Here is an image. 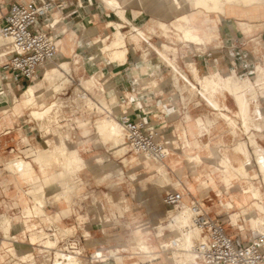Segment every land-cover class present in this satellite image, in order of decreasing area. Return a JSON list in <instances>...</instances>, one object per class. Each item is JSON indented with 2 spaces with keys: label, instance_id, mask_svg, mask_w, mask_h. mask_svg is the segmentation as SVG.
<instances>
[{
  "label": "crops",
  "instance_id": "crops-1",
  "mask_svg": "<svg viewBox=\"0 0 264 264\" xmlns=\"http://www.w3.org/2000/svg\"><path fill=\"white\" fill-rule=\"evenodd\" d=\"M12 1L14 0H0V10L2 12L0 17L7 10L9 3H11ZM118 1L125 7L124 15L126 19H119L120 17H118L116 13L114 14V7L108 3V0H52L53 7L50 10L39 15L36 23V28L41 31H50L56 37L58 41L57 44L59 45V52L53 59L55 64L49 63L43 68L39 69L40 75L41 73L45 72L46 68L55 66L57 64L56 62L67 60L69 69L68 73L70 75V81L68 83H70L71 85H73L74 80L72 72L78 75L85 73L90 74L91 76L93 75L94 77L95 75H97L99 78L103 76L109 83L114 84V86L116 87L115 89L125 91V99L119 100V94L114 89H110L107 83H103L98 79L100 83L105 87V90L109 89V94H113L111 98H114L112 99L114 100V102H112L111 105L114 104L112 105V107H116V110L118 111L117 117L119 116L121 111L131 110L133 112L132 114L134 115V117L132 118L145 117L148 120V124L154 129L158 126V122L156 121L157 118H163L161 123L164 124L158 128V130L161 132L166 130L168 126L173 129V131H176L177 129H179V127H185L187 123L186 126L189 135L193 136L197 134V136H201L202 129L200 125H198L199 123L197 121L201 116H204L203 119L200 118L201 122L206 123V127L204 128L205 131H208V128L212 129L215 126L214 123L217 119V116H222L223 118L225 117L223 116V112H219V115L217 112L214 116L206 115V113L210 111V104L208 103L210 102V98H208L209 95L207 90H211L210 94L214 96L217 93V85L204 87L203 82H201L200 80L196 81L195 75L198 77L202 76L204 81V78L206 76H214L219 74L222 79V81L220 82L221 84H224V81L226 79L231 78L230 83L236 85L237 83L233 82V76L231 74H235L237 77L238 75H244L243 78L247 77L249 79H253V77L258 74V72H256L257 67L262 66L264 68V4L258 5L257 7L249 9L247 11L230 10L225 15V19L227 20H223L215 13H210L214 16L211 17L209 14V19L198 17L195 21V26L198 34L204 38V41L193 42L182 37L180 38L183 40H181L182 44L177 45L176 49L173 47L175 49V53L173 51H170L169 53H159L156 49H154V46L155 44L157 45L158 40H154L152 39V37L156 36V28L159 29V32L161 30L158 27L157 23L151 22L150 19L161 21L164 20V18L156 17L150 12H147V10L140 9L137 0ZM141 2L144 3L145 6L147 5L148 7H151L156 2V0H141ZM140 10H142V12H140ZM138 13V16H134V14ZM142 14H146L147 16L145 18H142ZM168 14H170V8ZM167 15L165 16V20ZM110 17L114 18L115 21H119L121 23L119 29L122 33H124V43L127 49L124 61H112L110 57H108V55L101 52L99 43L97 42V39L99 37L105 34L108 35L110 33L111 27L107 26V22L113 20L109 19ZM232 18L236 19L239 24L235 20H228ZM240 20L242 22H240ZM255 21H262V23L259 24L257 28L254 27L251 29L252 26L256 25H252V23ZM138 26L144 28L147 35L139 34L138 37H135V35H137V31H134V28ZM149 28H154L155 32H151ZM160 34L165 38L170 37L178 39L174 34H172V32H169L168 36L163 35L161 32ZM159 41L160 46H162L163 43L167 44L166 42H168L171 44V46L168 44L167 45L172 48V41ZM258 45L260 46L259 51L256 50ZM0 60H3V57H0ZM173 63L176 65V68L172 67ZM4 65H6V63H4ZM44 68L45 70H43ZM222 75L226 76L223 77ZM178 76L181 77L180 80H182V82L179 81ZM82 78L86 77L79 75V80H81ZM177 79L179 85L181 86V89L177 88L175 85ZM36 81L31 83L33 84ZM161 82L162 84L160 85ZM24 85L25 84L23 82L16 83L12 80L3 79L0 77V102L8 101L6 104L0 105L1 124L11 126L14 123L18 122V118L22 116L24 108L18 114H13L11 111V105L13 104V100L16 97L19 99L22 97L23 93L21 92V90L25 87ZM47 86L48 84H46V87ZM76 88L78 90H81V88L77 87V85L74 86L73 89L75 90ZM226 88L227 87L224 86L225 91H229L228 93L231 94L233 98V105L237 106L234 96L231 93L232 91ZM128 89L130 92H126ZM176 89L180 91V96L177 94ZM187 89L191 91L190 95L192 97H190V95L186 96ZM142 93H144V95H141ZM60 94L61 93L56 95V97L58 96L57 98L59 100ZM76 98H73L69 103V107H71L72 110L76 107ZM254 98L255 96L253 98H250L248 114L251 111L252 104L254 107V110L252 109V113L255 114L260 112V114L258 113L259 116H261L262 113V118L264 121V111L262 110V108H260L261 103L259 102V97L257 98V101L254 100ZM260 98H263L262 102H264V96L262 95L260 96ZM211 100V103H213L214 105L216 104L215 106H217L218 111L220 110V108L227 107L226 105H223L221 103L218 104L217 101L213 100L212 98ZM129 104L133 105V107L126 109ZM181 104H186L187 108L182 109ZM64 106L65 104H62V108ZM139 107L143 108L140 109ZM101 111L103 113L107 112V110H105L106 112L104 110ZM91 113L88 112V115H90ZM249 116L250 120L253 121V116H251V114H249ZM30 117L31 119H34L31 115ZM80 118L84 117L81 116ZM97 119L99 118H96L95 122ZM213 119L214 123L212 124V126H207V124L209 125L213 122ZM85 120V127L82 129L83 133L88 132V118L85 117ZM55 121L57 120L55 119ZM95 126V129H97L96 124ZM15 128L16 129L14 135H12L13 132L11 130L6 131L7 133H10L12 135H9L8 137L9 140L7 146L14 145L18 143L19 140H23L20 134V130L24 132L23 123L19 122L15 125ZM236 128L239 129L238 124ZM256 130L257 132H253V135L258 142V145L262 146L258 138H264V126L262 129L257 128ZM185 131L186 130H184L183 132ZM246 132H249V130ZM47 133L48 132L44 134ZM258 133H261L262 135H259ZM98 134L97 136L102 138V136ZM257 134L259 135V137H257ZM49 138L51 137H48L46 139ZM46 139H44L42 146L35 147L32 144L34 151L43 148V146L46 144ZM234 140L235 139L232 137L230 139L225 135H221L217 140L213 142L214 147H210L208 143L205 144L206 146H208V149L206 151V155L204 156L210 158L211 160L210 173L216 171L217 174H215L214 176L211 175L208 181H206L201 179L202 175L201 173H199V175L196 176V179L199 182H202L206 186V188H208V196L210 195L209 191L212 189V187L218 186L217 183L221 184V188L216 187L214 190L217 206L220 207L219 209L216 208V210H218L219 212L222 211L224 212V214H227L228 225L237 226L242 230L243 225H240L238 221L244 219L245 221H247L246 223L250 227V229H252L254 232H256V230L258 229V231L262 229V231H264V227H259L257 229L254 228L251 223V219L253 217L258 220L260 219L258 223L260 222L259 224L264 226V182L262 179V175L260 178L258 172L250 173L248 170L249 174L245 177V175H242L238 171H235L233 169L239 175L233 176L232 180L229 179L227 180L228 183H226L224 182L222 174L220 172V164L223 166L224 171H226L228 168H231L224 167L223 162L225 161L227 163L231 162V164L235 166L239 165L238 161L232 158L229 161L225 160V155L230 154L231 156V154L233 153L237 156L238 160H241L244 157L242 153H238L237 155L233 151L234 145L238 143ZM249 140L251 142L250 137ZM1 141L2 140L0 138V153H2L7 148V146H1ZM169 141L171 144L175 143L174 140H168L167 143H169ZM33 142L38 141H32V143ZM27 144L30 143L27 141L26 145ZM251 144L253 145V149L256 148L257 144H254L252 142ZM65 145L67 150L73 149L67 146L66 138ZM175 147L176 145L170 146L168 155L162 161L154 162L145 160L143 162L138 160L139 158L137 157V155H132L134 157L133 160L130 163L127 162L126 164L122 162V154L119 155L118 153H115L114 149H112L115 156L119 160L113 161L111 168H105L104 166H102L100 175L95 178L97 179V181L107 180L111 177L113 172H115L116 179L121 180L123 177H127V172L129 170L136 172V177L133 180H130L127 177L128 186L132 196H134L137 201H144V207L151 216L163 217L164 221L167 220L166 226L168 227L170 214L168 213L166 207L170 205H167L163 202L164 192H180V194L182 195L181 199L187 203H189L191 200H194L190 196V191L192 190L190 181L187 179V176L182 170V167H177V165L180 163V154ZM262 147V149L264 150V146ZM22 148V146L16 148L18 150L16 151V153L20 157H23V155L26 154L25 149ZM180 148L184 152H194L196 150L195 147L188 146V144L186 146H181ZM215 148H219V154L216 153L217 150ZM74 150H76L79 155L81 154L84 157L86 164L78 168L75 172H72L66 176V180L68 183L66 187L61 188L62 183L60 182V179L55 183H52L57 188L56 191H59V193L57 194V192L53 190V192H49L47 194L45 193V195L43 194L44 196L42 195V199L41 195L39 194V190L37 191V187H43V184L45 183L44 175L43 173H41L40 169V174L35 172L34 166H32V169L30 170H23L22 172H19L8 167L9 163H12L13 160H11L12 162H5V166L2 169H5L7 171V178L2 180L5 183L0 182V199L5 195L6 198H4V201L18 206H20L18 203L21 201H27L28 203L34 200H44L46 202L60 200L62 202H65L66 206L63 209L53 205V209L48 212L50 219L56 225V227L58 228L60 222L62 221L66 224V227H64L65 230H69V232L74 230V233H76L77 228H80L81 226L79 224L85 223L84 220L88 219L87 223L84 224L83 232L85 236L89 237V245L94 243H102V238L93 237L92 235V233L102 228L100 226L97 227L98 224L95 214H93L92 212H86L87 217H85L84 215L77 216V213L74 212V209H71V205H69L70 199L72 197L71 195L74 194V189L77 185L76 183L78 182L77 180H74L76 179L77 172L83 170L85 167L91 166L90 160L83 155V152L79 148ZM90 150H93V147L90 148ZM32 153L33 152L27 153V156L29 157ZM250 153L254 154V151L252 150V152L250 151ZM187 157L189 159L190 157H198V160H201V155L199 154H195L193 156L188 155ZM256 157L254 158L256 159ZM27 161L32 164L30 160ZM96 161L101 162V158L99 156H96ZM119 163L122 164L121 167L119 166ZM158 163H161L165 166L168 175L171 178V183H165L164 185L161 184L162 191L158 190L159 181L156 177V164ZM249 165L250 164H248V166ZM252 166L253 165L251 161V167ZM58 167L61 170V167L59 165ZM123 167H125V169ZM189 168L195 169L192 164L189 166ZM257 169L261 174L258 162ZM148 172H153V174L149 175ZM240 175L245 178L246 182H248L246 186L240 187L235 183V179L239 178ZM253 179L261 180V184H253V182H251V180ZM3 185H6V187ZM251 185L253 186L252 193L251 191H248V187H250ZM30 187L35 189L38 193H36L35 195L29 194L28 190ZM259 188L261 194L254 195V192L259 191ZM208 196H205V198H207ZM199 202L205 205L202 200H199ZM254 202L257 203V205L259 204L261 208L253 207L252 209H248V207H251ZM27 205L23 206L24 211L26 208H29L30 210V207H28ZM116 206L120 210V207L118 205ZM128 206L129 205H126L127 208ZM132 213L133 218L139 216L138 212ZM233 215H235V222L237 223V225L232 222ZM115 217L121 218L123 216L115 215ZM47 220L48 219H43L41 223L45 224L46 222H48ZM110 222L111 221L108 219L105 220L103 224L105 226ZM5 223L6 224L4 225V231L6 233V237L7 235L9 237L8 231L10 228V223L7 220L5 221ZM159 226L161 227V224H159ZM167 227L163 229L160 234H158V232L156 233L155 231V234L153 235L155 242H150L151 250H149L143 243V234L147 230H141L140 227L137 226L136 235L138 248L142 253H144L143 256L146 258L145 261H138V264H145L146 262L153 260L156 264H182L181 259H179V255L174 258L175 262H171L172 260H170V255H166V252L160 251V246L163 244V242H165L167 238L166 236L163 237V235H171L172 230L168 229ZM103 228L101 232H104ZM19 230V226L14 224L11 233L15 236L19 235L21 237L22 233H20ZM60 232L63 233V230H60ZM110 233H119V231L112 230ZM29 237L31 242L38 241L39 239L38 236L34 234H30ZM119 237L120 236L116 238V241H118L116 242V246L121 249L123 244L119 242ZM157 237H163V239L161 241H157ZM243 238L246 239L247 237L243 235ZM8 239L9 238L3 240L2 244L3 248L7 247V251H9L10 253L17 254L16 252H18L19 254H21L23 259H25L24 257L29 258L30 256L34 255V251L36 248L29 245L27 241L24 242L23 238H21L20 241L16 240V242H14L13 244ZM47 240H50L53 244V239ZM140 244H142V246H140ZM78 246L81 250V254L72 255L74 257H77L81 264H92L95 260H92L91 258L98 257L99 255L103 256L102 254L104 253V250L105 255L103 258H100V261H102V263L97 264H124L120 260L117 261V258L112 257L117 253H112V255L111 253H109L110 248L112 247L107 242L104 243V248L97 245L95 246L94 249L97 252L98 256H92L90 250L94 249H85V247L80 244ZM4 257L5 254L0 253V258L4 259ZM186 261H188V263L190 264H195L194 260L186 259ZM197 264L207 263L199 262Z\"/></svg>",
  "mask_w": 264,
  "mask_h": 264
},
{
  "label": "rangeland",
  "instance_id": "rangeland-1",
  "mask_svg": "<svg viewBox=\"0 0 264 264\" xmlns=\"http://www.w3.org/2000/svg\"><path fill=\"white\" fill-rule=\"evenodd\" d=\"M166 4H168L166 2ZM264 4V3H263ZM159 5V4H158ZM157 5V6H158ZM258 5H255L252 8L257 7ZM176 7V5H175ZM175 7H170V14L167 15L166 20L164 18V20L161 21H165V22H169L170 20H174L175 16H177L180 13H185L187 12V8L181 6L180 8H176ZM152 9V7H151ZM150 10V9H149ZM149 10H147V12H149ZM230 10H241L242 11V7H234V6H227L224 10V12H215V14L217 16H220L223 20H227L225 19V15L230 11ZM137 12V11H136ZM140 12H142V10H140ZM1 10H0V15H1ZM178 13V14H177ZM141 14V13H140ZM210 13H204L202 17H204L205 19H209V15ZM138 14H134V16H138ZM153 15V14H152ZM146 14H142L141 17L144 18L146 17ZM211 17H213V14H210ZM109 19H113L114 18L110 17ZM228 20H235L237 23L238 21L236 19H228ZM1 22V21H0ZM262 21H255L252 23L256 24L254 26L251 27H258L259 24H261ZM239 24V23H238ZM138 28L140 30H142V33H139L141 35H147L144 28L139 27ZM148 29V28H147ZM151 32H155V30L151 31ZM162 33V30L160 31ZM159 32V29L156 28V33L155 35L157 36H153L152 39L154 40H158L157 45L155 44L154 49H156L159 53H169L170 51H173L175 53V49L177 48V45L182 44L180 38L176 39V38H170V37H163ZM163 34V33H162ZM164 35V34H163ZM169 35V32H168ZM165 35V36H168ZM180 39V40H179ZM2 42H0V53H1V47L4 45V40L1 39ZM161 42H165L167 41H172V48L170 47L171 44L166 42L167 44L163 43L162 46H160V41ZM183 41V40H182ZM218 43V42H217ZM7 46V45H6ZM163 47V48H162ZM175 49H174V48ZM169 49V50H167ZM173 49V50H172ZM7 50V47H6ZM257 51L260 50V46L258 45L256 48ZM178 51V50H177ZM7 56L3 57V60H0V77L3 79H8L7 78L9 76V69L7 68L6 65H4V63H7ZM180 64V63H179ZM3 65V66H2ZM173 68H176V65L173 63L172 64ZM45 70V68L43 69ZM256 72H258L257 75H255L253 77V79H249V78H243V76L238 75V77L235 74H231L233 76V82L237 83L236 85L238 86H244V84L248 85H252L253 89L255 90V98L254 100L257 101V98L259 97V105L260 108H262V110L264 111V102H262L263 98H260V96H264V87L262 86V83L264 82V68L262 66H258L256 69ZM74 80H73V85H71L70 83H67L61 90V94H60V100H58V102L60 104H65V106L62 109V112H60L58 114V118L59 121H55V119L53 118V116H51L53 114V112L50 113V115H47L44 122L47 123L48 129L42 131V128L40 127L39 123L34 120L31 119L30 115H29V110L26 108L24 109V112L22 114V116L20 118H18V122L14 123L11 126H8L6 124H1L0 122V138H1V146L2 147H6L8 145V137L9 135H11L10 133H7L6 131L11 130L13 133L12 135L15 134V125L18 124L19 122L23 123V131L22 132L20 130V134L21 137L23 138V140H19L18 143L14 144V145H10L7 146V148L0 153V182H3L2 180L7 178V171L5 169H2L5 166V162L7 161H11V160H30L34 166V170L35 172L39 173V164L37 162H35L33 160V158H35V154L32 153L29 157L27 156L26 158L23 157H19L16 153V148L22 146V149H25V153H30L34 151V148L32 147V144L36 147V146H42L44 139L51 137L49 139L50 143H54V142H59V140H61L59 137L62 135L66 138V144L69 148H73V149H77L79 148L82 152L83 155L85 157H87L90 162H91V166L90 167H85L83 170L77 172L76 174V179L78 182L76 183L77 185L75 186L74 189V194L71 195V199H70V203L69 205H71V209H74V212L77 213V216L79 215H84L85 217H87V213L92 212L93 214H95L96 216V220H97V227H104L103 230L104 232H101L102 228L97 230L96 232L92 233L93 237H99L102 238L103 241L102 243H94V244H90L89 245V241L87 236H85L84 234V224L87 223V220H84L85 223L79 224L81 225L80 228H77V232L75 233V239L78 240V244L82 245L85 247V249H94L95 246H99L104 248V243H109L110 246L112 248H110V252L111 255L112 253H117L115 255H113L112 257L117 258V261H121L124 264H138V261H145V257L143 256L144 253H142L139 248H138V244H137V235H136V231H137V226L140 227V229H146L147 231L143 234V243L147 246V249L151 250V245L150 242H155L154 240V234L155 231L156 233L158 232V234H160L162 232L163 229H165L167 220L164 221L163 217H157V216H151L146 208L144 207V201L140 200L137 201V199L132 196L131 191L129 189L128 186V181H127V177H123L121 180H117L116 176H115V172H113V174L111 175L110 178H108L107 180H103V181H97V179L95 177L99 176L101 173V167L104 166L105 168H111L112 167V162L113 161H118L119 159L115 156L114 152L112 149H114L115 153H118L119 155L122 154V162L124 164H126L127 162L130 163L133 160V156L135 155L132 151H130L128 149V146L126 145L125 139H124V132L123 135L121 136L122 141L124 142V146L125 148H121V146H113V143L111 140H107L108 138V133H104V135L98 134L99 132L97 131V129H95V124L97 125L98 122L102 121L103 118L105 117V120L107 119V115H105V113H103L101 110H104L103 108H110L112 111L117 112L116 114H118V111L116 110V107H112V102H114V98L112 97V93L109 94V89H106L105 93L100 96L99 98L96 97L94 94H92L91 92L88 91L89 96L92 97V99L95 101L96 99L98 100V102L100 103V108L95 107L96 109L91 110V107H88L87 101L85 98H81V97H77V94L75 92V90L73 89L74 86H76L77 84L80 83L79 80V75L87 77L90 74H75L74 72H72ZM228 75V74H227ZM41 75H39V77H37L36 80H38L40 78ZM223 77H225L226 75H222ZM95 78L99 79L101 82L103 83H107L110 87V89H114L118 94V98L119 100L121 99H125L124 98V92L123 90L120 89H115L116 87L114 86V84L109 83L107 81V79L103 76H101L100 78L95 75ZM103 78V79H102ZM180 76H178V79L180 82H182V80H180ZM178 79L175 82V85L177 88L181 89V86L179 85ZM195 79L200 80L201 82H203V78L202 76L198 77L195 75ZM34 80V81H36ZM32 81V82H34ZM106 81V82H105ZM164 81V80H163ZM248 81V83H247ZM258 81V82H257ZM260 81V82H259ZM17 83V82H16ZM26 86L28 83L31 82H23ZM243 83V84H242ZM162 84V82L160 83V85ZM71 85V86H70ZM159 85V86H160ZM216 87V94L213 96L210 94L211 90H207L208 92V98H210V103L212 102L211 98L213 100H216L218 104H223L226 105L227 107H223L226 109H229L230 111H232V113H235V115L238 117L239 114L236 113L238 112V107L233 105L232 102V96L231 94H229L227 91H225V89L223 87H221V83L220 81L217 83ZM70 86V87H69ZM227 89V88H226ZM242 89V88H239ZM23 90V88H22ZM21 90V92H22ZM81 92V91H78ZM126 92H130L129 89ZM22 94V93H21ZM191 94V91L189 89L186 90V96H189ZM141 95H144V93H142ZM185 95V94H184ZM218 95V96H216ZM213 96V97H212ZM251 96V95H250ZM23 97V95H22ZM21 97V98H22ZM58 97V96H57ZM77 97V98H76ZM190 97H192L190 95ZM20 98V99H21ZM62 98V100H61ZM73 98H76L75 102L77 104L76 107L72 110L71 107H69V103L71 102V100ZM19 98H15L13 101L18 100ZM46 101H49V98L45 99ZM118 100V101H119ZM61 101V102H60ZM8 102V101H7ZM7 102L5 101H1L0 105H4ZM64 102V103H63ZM110 103V104H109ZM116 104V103H115ZM133 107V105H130L126 107V109ZM140 109L143 107H139ZM254 110L253 105L251 104V111L249 114H251V116H253V121L251 122H247L249 127L254 128V129H262L264 126V121L262 118V113L261 116H259L258 113H252V111ZM236 111V112H235ZM88 112L91 113L90 115H88ZM124 112V111H123ZM219 112H221L220 110L218 111V115ZM122 112H120L121 114ZM156 113V112H155ZM115 114V113H114ZM115 114V115H116ZM159 114V113H158ZM131 117H134L133 114H129ZM84 117V118H80V117ZM174 116V115H173ZM85 117L88 118V123H87V128H88V132L87 133H83L82 129L85 127ZM218 117V116H217ZM221 117V116H220ZM218 118L219 120L216 122L215 126L212 129L208 128V131H205L204 129H202V133H205V135L198 137L197 134L191 136L189 135L188 131H187V123L185 125V127H179V129H177L176 131H173V129H171L169 126L166 128V130L162 131L161 134L163 135V137L165 138V140H174L175 143L171 144L169 141V147L171 145H176V149L180 154V163L177 165V167H182V170L184 171V173L187 176V179L190 181L191 183V191H190V196L193 199H198V200H202L206 205H209L211 207V209L213 210V213L215 214V217H217L220 221H222L226 227V230L229 234L231 235H238L239 237L243 238V235L246 236V239H249L251 237L252 234H254V231L252 229H250V227L247 225V221L243 220H239V224L243 225V229L239 231V227L237 226H231L228 225V218H227V214H224V212H219L217 209H219L220 207L217 206V202H216V196L214 195V190L216 187L221 188V184L217 183L218 186L212 187V189L209 191V196L207 195V190L208 188H206V186L202 183L199 182L196 179V176L199 175V173H201V179L208 181V179L210 178L211 175H215L217 174L216 171H214L213 173H210V169H211V160L208 157H205L204 155H206V151L208 149V146H206L205 144L208 143V145L210 147H214L213 146V142L215 140H217L221 135H225L228 138L231 139L234 138L235 142H240L242 139L241 138V130L243 129H237V135L236 137H233L231 130L233 127H231V125L226 124L225 121L221 118ZM240 117V116H239ZM99 118L96 120L95 119ZM237 119V118H236ZM163 120V118L158 119L157 118V122H158V126L155 128L158 130V128L163 125L164 123H161V121ZM190 122V121H187ZM214 122V119H213ZM250 129V128H249ZM184 130H186L185 132H183ZM51 131V132H49ZM48 132L47 134H44ZM98 132V133H97ZM255 132V131H253ZM253 132H251V130H249V135L251 137H254ZM100 135L101 137L97 136ZM187 134V136H186ZM259 135H262L261 133H258ZM257 134V137H259V135ZM11 135V136H12ZM45 135V136H44ZM53 136V137H52ZM29 142L30 144L26 145V142ZM32 141H38V142H33ZM244 142V141H243ZM260 144L262 146H264V138H262L261 140H259ZM242 143V142H240ZM245 143V142H244ZM243 143V144H244ZM254 143V142H253ZM255 143L258 145V142L255 139ZM188 144V146L191 147H195V151L194 152H184L181 150V146H186ZM52 145V144H51ZM49 144V147L51 149L52 146ZM93 147V150H90V148ZM110 147V148H108ZM245 149L247 148V146L244 144ZM253 147V146H252ZM9 148H14L15 151L12 153L8 152ZM250 151H252L253 148L248 147ZM248 148L246 149L247 152L249 153L250 156V161L256 157V152H254V154L250 153V151L248 150ZM217 151L216 153L219 154V148H215ZM39 150V149H38ZM37 150V151H38ZM255 150V148L253 149V151ZM34 154V155H33ZM195 154H199L201 155V160H198L197 158H191L190 159L187 157L188 155L193 156ZM81 155V154H80ZM133 155V156H132ZM203 155V157H202ZM96 156H99L101 158V162L96 161ZM82 157V161L81 164H79L78 168L82 167L83 165L86 164L84 157L81 155ZM139 159V161H145V159H143L140 156H137ZM252 157V159H251ZM125 159V161L123 160ZM197 159V160H196ZM137 160V162H138ZM256 160L257 157H256ZM149 161V160H146ZM254 161V160H253ZM44 165L46 166V170L47 172H58L60 169L58 167V165L56 163H52L51 161H49V158L44 160ZM263 162L264 165V158L262 160L261 158V163ZM259 163V162H258ZM193 165L195 169H190L189 166ZM156 165H161V163H158ZM260 165V170H261V174L259 173L257 166L254 165L251 168H249L248 164H246L247 169L249 170V172H258L259 177L262 178L264 180V175H263V169L264 166L261 164ZM49 166V167H48ZM119 166L121 167L122 164L119 163ZM49 168V169H47ZM125 169V167H123ZM263 170V171H262ZM131 170H129L128 172H130ZM127 172V173H128ZM148 174H153V172H148ZM225 174H227L229 176V179L232 180L233 176H237L238 173L235 172L232 168H228L225 171ZM249 173H247L248 176ZM75 177V176H74ZM59 179L56 178H52L51 181H49V183H45L43 184V187L39 186L37 187V191L39 190V194L41 195V199L43 198V196L45 195V193H49V192H53V190L56 191V187L52 184L55 183L56 181H58ZM224 180V179H223ZM261 180L256 179V180H251V182H253V184H260ZM60 182L62 183L61 188L66 187V185L63 184V182L60 179ZM224 182L228 183L226 180H224ZM235 183L240 186H246L248 182L245 181V178L240 176L239 178L235 179ZM6 187V185H3ZM60 188V189H61ZM45 190V191H44ZM62 190V189H61ZM35 189H33L32 187L29 188L28 193L29 194H33L35 195L36 193H38ZM54 191V192H55ZM57 192V191H56ZM258 194H260V188L259 191H257ZM59 193V191L57 192V194ZM164 192V196H165ZM44 194V195H43ZM43 195V196H42ZM101 195H105V196H101ZM205 196H208L207 198H205ZM33 203V202H32ZM39 204L43 205V210L48 214V212L50 210L53 209V205L54 206H58L61 209H63L66 206L65 202L62 201H49L46 202L44 200H38ZM20 205L21 208H23V206H26L28 203L27 201H21L18 203ZM118 205L120 207V210L117 208ZM126 205H129L128 208L126 207ZM37 206V205H36ZM173 207V206H170ZM35 209L37 207H34ZM132 212H138L139 216L133 218V213ZM115 215H122L123 217L121 218H116ZM4 219V218H3ZM110 220L111 222L108 223L107 225L104 226L103 222L105 220ZM235 215L232 216V222L234 224L237 225V223L235 222ZM5 220V219H4ZM79 220V218H78ZM7 221H9V218H7ZM83 222V221H82ZM47 223V222H46ZM173 223V222H172ZM159 224H161V227L159 226ZM30 225V224H28ZM64 227H66V224L64 222H60L59 227L57 228V231L54 235V237H50V239L54 240L52 245H55V243H59L57 244V247H64L67 240L64 239V237L66 235H71L73 231L69 232V230H65ZM168 229H171V235H163L166 236V240L165 242H163V244H168V241L171 239V237H173L174 235H178V232H176V229L174 228V223L170 224V226L167 227ZM60 230H63V233L60 232ZM116 231L118 230L119 233H110L111 231ZM76 231V230H75ZM34 235L39 236L40 242H44L47 240V238L41 239L40 236H44V233H35ZM120 236L119 238V242L122 243V248L119 249L116 246V241L117 237ZM163 237H157L156 240L157 241H161L163 239ZM22 237H20L19 235L15 236V239L17 241H20ZM149 238V239H148ZM49 239V238H48ZM121 240V241H120ZM56 241V242H55ZM16 242V241H15ZM25 242V241H24ZM154 244V243H153ZM140 246H142V244H140ZM79 247V246H78ZM11 250V249H10ZM37 251V249L34 251V253ZM85 252V251H83ZM90 252L92 253V256H98L97 252L94 250H90ZM104 253L102 254L103 256H98V257H94L91 258L92 260H95L92 264H97V263H102V261H100V258H103L105 255V250L103 251ZM186 251L184 252H179V251H167L166 255H170V260H172L171 262H175L174 258L179 255V259H181L182 264H190L188 263V261H186L187 259V255L185 254ZM155 253H159V252H155ZM72 254V253H69ZM68 253H66V255H69ZM59 261H55L53 264L58 263ZM155 261H148L145 264H156L154 263ZM60 263V262H59ZM47 264V263H45ZM207 264H211V263H207Z\"/></svg>",
  "mask_w": 264,
  "mask_h": 264
},
{
  "label": "built area",
  "instance_id": "built-area-1",
  "mask_svg": "<svg viewBox=\"0 0 264 264\" xmlns=\"http://www.w3.org/2000/svg\"><path fill=\"white\" fill-rule=\"evenodd\" d=\"M52 7V0H14L9 3L7 10L0 17V35L7 41L5 56H7L6 66L9 69L8 78L10 80L25 83L36 80L40 75L39 68L47 62L53 61L59 52L56 37L50 31H41L36 28L39 15ZM262 86L264 87V82ZM176 92L180 96L178 89H176ZM208 103L210 104V111L206 115L214 116L218 112V108L213 103ZM186 106V104H181L182 109L187 108ZM220 111L236 120L239 129H243L241 130L242 136L240 139L247 142L248 147L253 148L248 143V132L245 131L241 118L235 116L234 113L226 108H220ZM105 115L115 116L110 110H107ZM203 117L201 116L200 118L203 119ZM219 117H217L214 125L219 120ZM220 118L226 124H229L225 118L222 116ZM116 119L123 128L131 150L154 159H165L170 148L169 144L161 134V131L152 128L145 117L132 118L124 111ZM249 128L251 132H257L256 129ZM203 135L205 133L201 134V136ZM258 139L261 140L260 138ZM14 151V148L8 149L9 153ZM16 151L18 150L16 149ZM26 157L27 154L23 155V158ZM251 161L253 166H257L255 158ZM4 198H6L5 195L0 199V253L5 254V257L4 259L0 258V264H53L55 261L62 260L61 253L81 254L74 232L64 237L67 242L62 248L57 247L59 243L51 246L47 245L45 241L40 242V239L31 242L30 234L44 233L43 237L40 236L41 239L54 237L57 231L56 225L43 210V205L37 202L38 200L28 202L27 206L30 207V210L24 211L20 206L4 201ZM181 198L182 195L180 193L169 191L165 193L164 201L167 205L175 206L180 203ZM34 207L37 208L35 209ZM190 212L191 226L199 230V238H192L190 246L184 248L179 236L174 235L168 241V244L160 246V251L173 250L181 253L190 251L198 259H203L211 264H264V231L254 232L249 239L231 235L227 232L224 223L215 217L211 207L206 204L203 205L198 199H194L190 203ZM7 218H9L10 223L9 237L8 235L6 237L4 231ZM43 219H48V222L42 224ZM14 224L19 226L23 241H27L29 245L37 249L34 255L29 258L24 257L25 259H23L18 252L13 254L7 251V247L3 248L2 242L6 238H9L8 240L12 244L16 241L15 235L11 233Z\"/></svg>",
  "mask_w": 264,
  "mask_h": 264
},
{
  "label": "bare ground",
  "instance_id": "bare-ground-1",
  "mask_svg": "<svg viewBox=\"0 0 264 264\" xmlns=\"http://www.w3.org/2000/svg\"><path fill=\"white\" fill-rule=\"evenodd\" d=\"M137 2H138V6L140 9H143V10L150 9L149 12L159 18L160 17L165 18V16L169 13V8L170 7L173 8L175 7V5H176L175 9L180 8L181 6L187 8V12L180 13V14L177 13L178 15L175 16V19L172 21L170 20L169 22H165V21H160V20L157 21L154 19H150V21L156 22L158 27L160 28V30H162V33L164 35H168V32H172V34H174L177 38L183 37L193 42H202L204 41V38L198 34L196 26H195V21L198 17L202 18V15L204 13L224 12L227 6L242 7V11H247L255 5H262L264 3V0H156V2L151 6L152 9L151 7H148L147 5L145 6L144 3L141 2V0H137ZM166 2L168 4H166ZM108 3L114 7L113 8V10L115 11L114 14L116 13V15L120 17L119 19H126L124 15V12H125L124 5H122L118 0H108ZM240 22L242 21L240 20ZM120 25L121 23L119 21H115V20L108 21L107 26L111 27L110 33L108 35L105 34L97 39L101 52L108 55V57H110L112 61L113 60L114 61L115 60L124 61L125 56H126L127 49L124 43V33H122L121 30L119 29ZM149 29L151 31L154 30V28H149ZM135 30L137 31V35H135V37H138L139 33L143 32L138 27H135L134 31ZM1 39H3L5 42H4V45L1 47L2 51L0 53V57H5L7 41L0 35V42H2ZM49 63H54V61H49L45 63L44 65H42L40 68H43L45 65ZM56 63L57 64L55 66L46 68L45 72L41 73L40 78L35 83L33 84L28 83L22 90L23 97L21 99L13 101V104L11 105V111L13 114H18L23 108L24 109L27 108L30 111L29 113L32 116V118H34L39 123L42 130H46L48 128L44 120L47 115H50L51 112H53L52 114L53 118L56 119L57 121L59 120L58 114L62 112L63 108H62V104L58 102L59 99L56 97V95L59 94L62 88L70 81L67 60H62ZM219 81L220 82L222 81L221 76H219V74L214 75V76H206L203 81L204 87L215 86L217 85ZM230 82H231V78L226 79L224 81V84L221 85V87L224 88V86H226L228 89L232 91L231 93L234 96V99L239 109L238 112L236 113H238L241 116V121L243 123V126L245 130L248 131L249 130L248 125H250L248 123L251 121L250 116L248 114V109L250 106V98L251 97L253 98L255 96L253 86L252 85L247 86V84H244V86H239L240 85L239 84L237 86V85L231 84ZM46 84H48L47 87H46ZM77 87L81 88V90H78L77 88L75 89L77 96L87 99L88 107H91V110L96 109L95 107L100 108V103L98 102V100H95L97 101L95 102L92 99V97L89 96L88 94V91H89L99 98L105 93L106 91L105 87L100 83L98 79H96L93 75L92 76L90 75L89 77H86V78H82L80 80V83L77 84ZM239 88H242V89H239ZM78 91H81V92L79 93ZM46 98H49V101H46L45 100ZM105 110H110L113 114L117 113L115 111H112L111 109H104V111ZM123 111H125L127 114L133 113L131 110H123ZM258 113L260 114V112ZM117 115L118 114H116L114 117L109 115L107 116L106 120L104 117L102 121L97 123V130L101 135L104 133H108L107 140H111L113 143V146L120 145L121 148L123 149L125 148V146H124V142L121 139V136L123 135L124 131H123V128L121 127V124L116 119ZM223 116L228 121L229 125L233 127L231 130V133L235 137L236 136L235 128L237 126L235 119L233 120L232 118L228 117L226 114H223ZM197 121L201 129H204L206 127L205 126L206 123H202L200 118ZM213 123L214 122H212L209 125L207 124V126H212ZM248 137H250L252 143L254 142V144H256L253 137L249 136V133H248ZM59 138L61 140H59V142H54V143H50L49 140H45L46 144L43 146V148H40L38 151H33V153L35 154V158H33V160L39 164L38 165L39 169L41 173H43L44 181L46 183H49V181H51L52 178L54 179L57 177L58 179H61L64 185H66L67 184L66 176L72 172H75L78 169L79 164H81L82 158L76 150L74 149L67 150L66 145H65L64 136L61 135ZM124 139H125L126 145L128 146V149L132 151L135 155L140 156L143 159L149 160V161H154V162L162 161V160L154 159L147 155L140 154V153H137L131 150L126 140L125 133H124ZM240 142L234 145L233 151L237 155L238 153L239 154L242 153L244 155L243 159L238 160L237 156L234 155L232 152H231L232 153L231 156L230 154L224 156V159L228 161L231 158L234 160H237L239 165L235 166V165H232L231 162L227 163L226 161L223 162V165L224 167H231L232 169H234L235 171H238L242 175H247L248 169L246 167V164H250L249 167H251V161H250L251 155H249V153L247 152L246 150L247 148L245 149L244 147V144L247 146V142L244 143L243 140H241ZM251 142L249 140L248 143L251 146H253ZM49 144L50 145L52 144L51 146L53 149L49 147ZM262 148H263L262 146L257 145L254 150V152H256L255 154L257 155V159H258L257 162H259L258 165L261 164V166L263 165V162L261 163V158L262 160L264 158V150ZM48 158H49V161H51L52 163L56 162L61 167V170H59L58 172L47 173L43 161ZM123 160L125 161V159ZM32 166L33 165L27 160L19 159L16 161L13 159V162L9 163L8 167L14 170H17L19 172H22L23 170L32 169ZM219 168L222 174V178L226 181L229 180V176L225 174L224 168L221 164ZM259 168H261L260 165H259ZM156 171H157L156 177L159 181L158 190L162 191L161 184L164 185L165 183L167 184L171 183V178L169 177L167 169L165 168L163 164L156 165ZM263 175H264V171H263ZM127 177L130 180H133L136 177V172L134 171L128 172ZM252 190H253V186L251 185L250 187H248V191H251L252 193ZM172 192H177V191H172ZM177 193H180V192H177ZM254 195H258V192L255 191ZM192 201L193 200H191L189 203H191ZM163 202L165 203L164 196H163ZM189 203L181 199L178 205H175L173 207H170V206L166 207V209L168 210V213L170 214V221L168 223V226L174 223V228L178 232L179 240L181 241L182 246L184 248H187L190 246V244L192 243V238H199L200 236L199 230L195 228L194 226H191V212H190ZM253 207L261 208L259 204L257 205V203L254 202L251 207H248V209H252ZM25 211H29V208L28 209L26 208ZM259 220L252 217L251 223L254 228L258 229L259 227L261 228L264 227L259 224L260 222L258 223ZM45 243L47 245L52 244L50 240H47ZM185 254L187 255V259L194 260L195 264L199 262L207 263L203 259H198L194 255L193 252L186 251ZM60 255L62 256V260L59 261L60 263L58 262L56 264H81L79 259L77 257H74L72 254L66 255V253L65 254L61 253Z\"/></svg>",
  "mask_w": 264,
  "mask_h": 264
}]
</instances>
